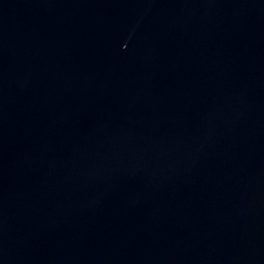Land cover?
Instances as JSON below:
<instances>
[{"label": "water", "instance_id": "water-1", "mask_svg": "<svg viewBox=\"0 0 264 264\" xmlns=\"http://www.w3.org/2000/svg\"><path fill=\"white\" fill-rule=\"evenodd\" d=\"M0 264H264V0H0Z\"/></svg>", "mask_w": 264, "mask_h": 264}]
</instances>
